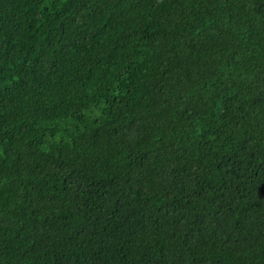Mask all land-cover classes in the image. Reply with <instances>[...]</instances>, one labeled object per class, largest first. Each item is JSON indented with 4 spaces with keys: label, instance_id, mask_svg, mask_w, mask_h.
I'll return each mask as SVG.
<instances>
[{
    "label": "trees",
    "instance_id": "obj_1",
    "mask_svg": "<svg viewBox=\"0 0 264 264\" xmlns=\"http://www.w3.org/2000/svg\"><path fill=\"white\" fill-rule=\"evenodd\" d=\"M0 264H264V0H0Z\"/></svg>",
    "mask_w": 264,
    "mask_h": 264
}]
</instances>
